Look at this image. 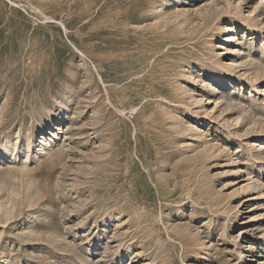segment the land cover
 Returning a JSON list of instances; mask_svg holds the SVG:
<instances>
[{
    "label": "rangeland",
    "instance_id": "374dc122",
    "mask_svg": "<svg viewBox=\"0 0 264 264\" xmlns=\"http://www.w3.org/2000/svg\"><path fill=\"white\" fill-rule=\"evenodd\" d=\"M0 264H264V0H0Z\"/></svg>",
    "mask_w": 264,
    "mask_h": 264
},
{
    "label": "bare ground",
    "instance_id": "6f19581e",
    "mask_svg": "<svg viewBox=\"0 0 264 264\" xmlns=\"http://www.w3.org/2000/svg\"><path fill=\"white\" fill-rule=\"evenodd\" d=\"M145 67V66H144ZM143 69V68H142ZM165 98V97H164Z\"/></svg>",
    "mask_w": 264,
    "mask_h": 264
}]
</instances>
